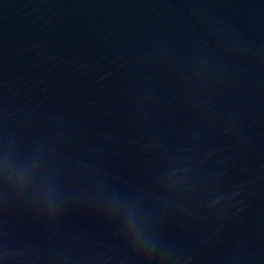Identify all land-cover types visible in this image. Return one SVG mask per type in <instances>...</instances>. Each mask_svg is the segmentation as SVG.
Masks as SVG:
<instances>
[{"label": "water", "instance_id": "95a60500", "mask_svg": "<svg viewBox=\"0 0 264 264\" xmlns=\"http://www.w3.org/2000/svg\"><path fill=\"white\" fill-rule=\"evenodd\" d=\"M0 264H264V0H0Z\"/></svg>", "mask_w": 264, "mask_h": 264}]
</instances>
